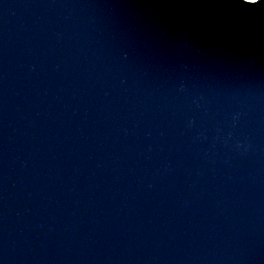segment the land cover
Listing matches in <instances>:
<instances>
[{
  "label": "water",
  "instance_id": "95a60500",
  "mask_svg": "<svg viewBox=\"0 0 264 264\" xmlns=\"http://www.w3.org/2000/svg\"><path fill=\"white\" fill-rule=\"evenodd\" d=\"M0 264H264V3L0 0Z\"/></svg>",
  "mask_w": 264,
  "mask_h": 264
},
{
  "label": "snow or ice",
  "instance_id": "6c2138e0",
  "mask_svg": "<svg viewBox=\"0 0 264 264\" xmlns=\"http://www.w3.org/2000/svg\"><path fill=\"white\" fill-rule=\"evenodd\" d=\"M246 2L257 4V3H264V0H246Z\"/></svg>",
  "mask_w": 264,
  "mask_h": 264
}]
</instances>
